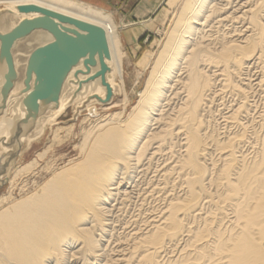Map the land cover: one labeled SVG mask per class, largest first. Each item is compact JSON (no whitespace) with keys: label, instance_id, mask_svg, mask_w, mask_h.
Here are the masks:
<instances>
[{"label":"bare ground","instance_id":"1","mask_svg":"<svg viewBox=\"0 0 264 264\" xmlns=\"http://www.w3.org/2000/svg\"><path fill=\"white\" fill-rule=\"evenodd\" d=\"M25 4L104 27L109 79L122 78L128 24L75 0H0ZM125 98L103 115L91 100L76 157L30 193L0 196V264H264V0H185L137 101ZM13 126L0 117V139ZM63 127L0 185L34 175Z\"/></svg>","mask_w":264,"mask_h":264},{"label":"water","instance_id":"2","mask_svg":"<svg viewBox=\"0 0 264 264\" xmlns=\"http://www.w3.org/2000/svg\"><path fill=\"white\" fill-rule=\"evenodd\" d=\"M4 18L13 20L0 26V117H13L14 126L8 139H0L6 150L0 172L16 163L24 139L49 110L59 109L62 97L68 106L79 102V113L91 100L110 103L116 93L104 27L36 4L1 8ZM23 44L29 47L25 52Z\"/></svg>","mask_w":264,"mask_h":264},{"label":"rangeland","instance_id":"3","mask_svg":"<svg viewBox=\"0 0 264 264\" xmlns=\"http://www.w3.org/2000/svg\"><path fill=\"white\" fill-rule=\"evenodd\" d=\"M184 1L185 0H161L157 6L152 9V13H131V15L127 17L123 15L124 13H121L119 16L111 13L110 11L104 10L105 15H109L111 17L113 16L112 18L115 20L117 25L120 26L128 24V26L120 29L121 35L118 44L122 78L114 79L115 85L118 87L117 91L119 90L120 83L122 85V92H119L120 90L116 92L112 101L108 104L103 105L95 103L94 105L97 109L96 112L100 113V115L108 114L110 110L107 109V106L112 104V106H115L113 108L114 110L116 108H120L126 100V94L131 97L132 103L137 101L139 91L144 88L149 77L152 64L155 62L157 55L167 38L173 18L180 10ZM139 3L140 1H137L136 4L139 5ZM11 19L8 20V24L12 23L13 19ZM28 48L29 47L24 44L20 46L21 52L27 51ZM18 60L20 66H22L24 61L23 56L19 55ZM77 105H80V103L69 106L66 111L56 118L53 123H49L48 121L50 120L44 119V121L38 125L39 127H36V130L25 142L23 154L21 155L23 159L20 156L18 157L16 163L11 169V173L16 167H19V163L22 164L24 162L26 163L32 161L38 152H41L50 144L52 131L56 126H64L63 129H59V131H57V140L53 146L47 151L42 160H39V167L34 173L35 176L30 175L28 177H19V175H17L12 187H10L9 179L6 180L0 185V196L7 197L11 194L12 197H19L24 193L25 195L26 193H30V191L38 188L37 186L43 183V181L55 170L61 168L69 162V160L76 157V153H78V146L82 141L83 131L89 128L92 122L90 118L86 117L92 116V114H90L91 112L85 108L81 109V111L77 113ZM69 125H71V127ZM29 178L31 180H29ZM20 190H22V192Z\"/></svg>","mask_w":264,"mask_h":264},{"label":"crops","instance_id":"4","mask_svg":"<svg viewBox=\"0 0 264 264\" xmlns=\"http://www.w3.org/2000/svg\"><path fill=\"white\" fill-rule=\"evenodd\" d=\"M82 3H88L99 9L105 11H110L115 15L124 13L125 17L130 16L131 13H152V9L161 1V0H75ZM137 1H140L139 5L136 4ZM130 13V14H129Z\"/></svg>","mask_w":264,"mask_h":264}]
</instances>
